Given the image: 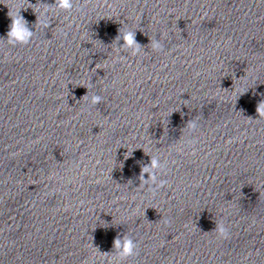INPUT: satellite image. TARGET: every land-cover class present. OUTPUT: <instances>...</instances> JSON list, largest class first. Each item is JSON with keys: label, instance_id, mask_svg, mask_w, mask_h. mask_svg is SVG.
Segmentation results:
<instances>
[{"label": "clouds", "instance_id": "9594fccd", "mask_svg": "<svg viewBox=\"0 0 264 264\" xmlns=\"http://www.w3.org/2000/svg\"><path fill=\"white\" fill-rule=\"evenodd\" d=\"M55 6L62 10H70L73 7V0H55ZM11 23L9 24V30L7 32V38H0L7 40L8 44L15 46L16 44H28L33 35L34 31L30 29L28 21L21 15L20 11L17 12L14 16L9 14ZM46 27L49 25H45ZM123 41L120 44V41ZM117 44L120 48L131 49L132 54L139 53L140 49L143 47L141 44L136 41V32H125L121 33L116 37ZM151 46L154 50H161L162 44L159 41H152ZM87 95V94H86ZM84 95V96H86ZM102 97L99 95H94L91 97V103L93 105L99 104ZM257 113L264 114V102L258 104ZM195 127V123L191 125ZM163 168V164L160 159L153 156L151 157V162L148 165H144L141 168L139 180L140 184L149 185L151 184L153 190L158 187H163L166 181L158 179L157 172ZM145 174H148V179H145ZM216 231L224 238H227L229 231L223 225H218ZM113 247L118 250L120 260H125L128 257L137 255L138 244L129 236L117 238L113 242Z\"/></svg>", "mask_w": 264, "mask_h": 264}]
</instances>
